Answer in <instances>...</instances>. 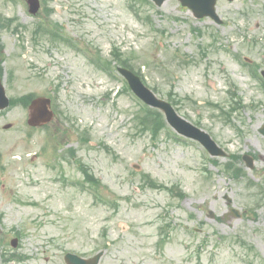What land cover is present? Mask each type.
<instances>
[{
    "label": "rangeland",
    "instance_id": "obj_1",
    "mask_svg": "<svg viewBox=\"0 0 264 264\" xmlns=\"http://www.w3.org/2000/svg\"><path fill=\"white\" fill-rule=\"evenodd\" d=\"M41 5L52 10L51 20L66 36L101 51L103 58L112 59L114 47L133 55L147 86L164 100L172 92L180 100L178 114L208 129L228 153L219 163L247 153L254 156L253 168L241 159L236 166L254 181L264 178V138L258 132L264 124V90L242 67L247 56L259 65L258 72L264 70V0H218L220 25L194 18L177 0L143 6L150 21L137 18L125 0H43ZM0 15L25 27L0 31L7 95H54L59 88L58 105L88 130L84 144L69 132L63 148L75 150L110 200L96 203L67 182L82 179L74 160L51 168L53 160L42 149L48 137L26 125L25 108L0 112V249L26 256L9 264H65L66 252L90 257L100 250L99 264H264V200L253 204L246 178H231L195 143L175 140L166 131L156 140L141 133L137 100L118 94L122 81L95 71L84 53L62 43L35 42L38 18L28 13L24 0H0ZM177 55L192 61L178 66ZM230 81L244 106L225 122L209 103L228 110ZM149 178L178 185L184 199L152 188ZM224 196L239 218L230 214ZM11 230L20 233L17 248L9 245ZM165 233L168 239L160 247Z\"/></svg>",
    "mask_w": 264,
    "mask_h": 264
},
{
    "label": "water",
    "instance_id": "obj_2",
    "mask_svg": "<svg viewBox=\"0 0 264 264\" xmlns=\"http://www.w3.org/2000/svg\"><path fill=\"white\" fill-rule=\"evenodd\" d=\"M157 5H160L164 0H154ZM182 5L187 6L191 8L195 14L196 17H201L204 15H210L215 20L219 21L216 14L213 10V5L215 3V0H180ZM129 79V82L132 86V89L135 91V93L143 98L148 104L161 108L165 114L168 122L180 133L186 134L190 137L196 138L198 131L191 127L189 124L178 118L171 107L163 102L158 101L155 99V97L149 93L147 90H145L139 83L138 79L133 77L130 73H125ZM1 101L0 108H4L7 106V100L4 99L2 91H0ZM35 107L40 109L43 105L42 100H38L34 103ZM101 254L97 255L91 262L86 263L78 258L71 257L73 260V264H96Z\"/></svg>",
    "mask_w": 264,
    "mask_h": 264
},
{
    "label": "trees",
    "instance_id": "obj_3",
    "mask_svg": "<svg viewBox=\"0 0 264 264\" xmlns=\"http://www.w3.org/2000/svg\"><path fill=\"white\" fill-rule=\"evenodd\" d=\"M141 121L144 129L148 128V126L151 125L152 127H155L156 130L158 127L163 125L161 116L156 111H146V114ZM85 174L91 183H97V181L91 175H88L87 173Z\"/></svg>",
    "mask_w": 264,
    "mask_h": 264
}]
</instances>
